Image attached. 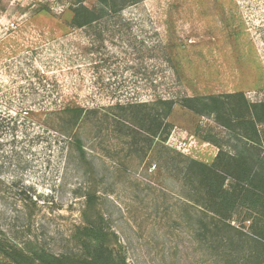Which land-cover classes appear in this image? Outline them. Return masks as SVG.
Returning a JSON list of instances; mask_svg holds the SVG:
<instances>
[{
  "label": "rangeland",
  "instance_id": "obj_1",
  "mask_svg": "<svg viewBox=\"0 0 264 264\" xmlns=\"http://www.w3.org/2000/svg\"><path fill=\"white\" fill-rule=\"evenodd\" d=\"M74 2L0 0V238L79 253L73 234L90 188L130 264H235L194 240L181 186L147 143L130 148V136L97 129L91 114L79 165L48 113L235 91L264 101V0H143L88 28L70 25ZM169 122L166 145L185 156L211 163L218 148L205 137L228 149L211 116L176 105Z\"/></svg>",
  "mask_w": 264,
  "mask_h": 264
},
{
  "label": "trees",
  "instance_id": "obj_2",
  "mask_svg": "<svg viewBox=\"0 0 264 264\" xmlns=\"http://www.w3.org/2000/svg\"><path fill=\"white\" fill-rule=\"evenodd\" d=\"M141 1L95 0L89 7L84 0H75L69 23L88 28L119 16L125 5ZM176 105L211 116L226 131L228 149L205 137L218 148L212 162L205 163L168 147L169 117ZM48 114L53 116L49 126L65 138L69 156L73 154L79 165L88 163L83 134L91 114L97 129L105 124L113 132L120 130L130 136V148L147 143L158 169L174 173L181 186L179 195L185 208L181 220L194 240L213 256L231 257L235 264H264V101H251L242 91H235L115 101L95 108L66 105ZM84 196L82 222L73 234L79 253L57 255L0 238V264H130L119 249L117 235L104 225L102 213L94 206L96 193L88 188Z\"/></svg>",
  "mask_w": 264,
  "mask_h": 264
}]
</instances>
